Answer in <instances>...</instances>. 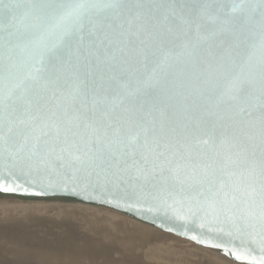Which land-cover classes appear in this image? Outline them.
Masks as SVG:
<instances>
[{"label": "snow or ice", "instance_id": "obj_1", "mask_svg": "<svg viewBox=\"0 0 264 264\" xmlns=\"http://www.w3.org/2000/svg\"><path fill=\"white\" fill-rule=\"evenodd\" d=\"M189 64L202 86L170 95ZM4 153L128 190L190 187L202 210L264 207V0H0Z\"/></svg>", "mask_w": 264, "mask_h": 264}, {"label": "water", "instance_id": "obj_2", "mask_svg": "<svg viewBox=\"0 0 264 264\" xmlns=\"http://www.w3.org/2000/svg\"><path fill=\"white\" fill-rule=\"evenodd\" d=\"M203 72L204 67L200 64L195 67L187 65L180 70L175 83L169 85L172 89L169 94L191 92L194 95L202 86ZM246 131L254 137L253 143L257 145L256 151L259 153L261 129L258 122ZM73 172L75 170L69 168L48 170L44 167V161L30 159L24 154L11 157L7 153L0 154V174L10 176L11 181H14L13 187L22 184L30 192L42 193L35 196L21 192H0V201L71 204L108 210L197 247L216 251L236 264H246V260L253 257L256 261L264 258V218L261 215L264 207L259 202L252 208H247L241 202L235 207L220 205L215 211L207 208L202 210L195 199L196 192L190 187L152 188L143 185L142 188L128 190L108 184L103 177L89 178L86 173L75 172L73 175ZM18 176L20 179H17ZM0 182L6 185L10 183L9 180ZM148 208L152 211H147ZM249 212L255 219L248 217ZM178 216L195 220L197 225L203 224L204 227H194L192 223L182 224ZM192 236L201 243L191 239ZM212 243H218L221 247L206 246ZM225 248L240 252L246 260L226 255Z\"/></svg>", "mask_w": 264, "mask_h": 264}, {"label": "rangeland", "instance_id": "obj_3", "mask_svg": "<svg viewBox=\"0 0 264 264\" xmlns=\"http://www.w3.org/2000/svg\"><path fill=\"white\" fill-rule=\"evenodd\" d=\"M0 226L8 228L0 230V264H236L115 212L82 205L0 201Z\"/></svg>", "mask_w": 264, "mask_h": 264}, {"label": "bare ground", "instance_id": "obj_4", "mask_svg": "<svg viewBox=\"0 0 264 264\" xmlns=\"http://www.w3.org/2000/svg\"><path fill=\"white\" fill-rule=\"evenodd\" d=\"M3 228H7L6 226H0V230L1 229H3ZM8 229V228H7ZM141 231H143L144 233H146L147 231L146 230H143V229H140ZM149 233V232H148ZM146 235V234H145ZM131 244V243H130ZM0 247H1V244H0ZM135 252H133V254H134ZM123 254V253H122ZM135 255V254H134ZM133 255V256H134ZM132 256V257H133ZM19 257V256H18ZM136 258V257H135ZM132 259V258H131ZM136 260V259H135ZM126 261V260H125ZM129 261V260H128ZM65 263H66V261H65ZM120 264H122V263H120ZM129 264V263H128ZM134 264H135V262H134ZM146 264H149V262H146ZM225 264V263H224Z\"/></svg>", "mask_w": 264, "mask_h": 264}]
</instances>
